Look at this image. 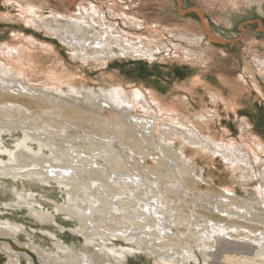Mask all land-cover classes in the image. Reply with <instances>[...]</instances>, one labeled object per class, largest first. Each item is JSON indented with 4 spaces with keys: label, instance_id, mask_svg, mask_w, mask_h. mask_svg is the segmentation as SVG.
Here are the masks:
<instances>
[{
    "label": "bare ground",
    "instance_id": "obj_1",
    "mask_svg": "<svg viewBox=\"0 0 264 264\" xmlns=\"http://www.w3.org/2000/svg\"><path fill=\"white\" fill-rule=\"evenodd\" d=\"M53 1L57 9L50 8L52 0H16L22 5L27 20L38 28H45L48 34L55 35L69 46L74 58L102 64L113 57L128 60L145 57L150 62L160 59L169 66L158 67L173 69L179 74L184 73L178 63L192 67L193 77L186 81L176 80L173 84L175 93L169 95L172 97L151 86H148L151 98L141 88L125 92L127 88L118 85H124L126 81L103 87L100 93L91 89L78 91L79 87L71 86L78 81L66 73L67 66L47 71L46 77L50 80L32 83L28 80V65L21 59L23 50L12 49L7 52L10 61H2L7 66L0 62V153H8L7 160L0 159V173L56 182L68 193L74 189L76 194L89 195V200L82 198L80 203L65 205L70 216L89 224L85 229L92 234L97 231L108 238L118 237V232L129 235L132 227L139 229L136 237H143L139 242L154 248L158 256L155 264H186L189 257L197 259L196 248L204 255L207 264L208 256L217 258L222 251L225 253L221 256V264H264V168L257 175L255 167L253 170L248 166L253 161L264 162V112L255 102L260 99L264 104V36L250 32L244 38L247 43L249 39L253 40L249 42L255 45L251 51L233 52L227 41L236 40H226L213 32L202 9L196 8L199 16L197 13L190 14V17L180 16L183 11L179 12L175 0H131L133 4L138 3L137 7L126 3V9H121L117 2L110 4L113 0ZM218 1L224 12L215 19L225 28L235 26L239 18L236 12L256 9L264 15V0ZM150 2L159 6L162 17L149 15L144 7H149ZM47 9L49 14L44 12ZM110 16L120 19L112 23ZM134 36L139 40L136 41ZM174 40L178 42L174 46L176 52L164 55L163 50L175 43ZM213 41L223 46H216ZM48 45L59 51V60H64L56 42ZM158 52L161 55L157 56ZM32 56L35 60L30 58L29 65L33 62L38 65L43 59H36L38 54ZM231 67L232 72H236L234 76L228 73ZM204 69L215 75L220 69L222 71L214 81L207 74L200 72L198 75L197 71ZM64 87L70 92L61 93ZM187 92L198 104L211 99V105L204 103L195 108L196 111L200 109V115L207 120V128L220 123V113L224 111L227 117L237 120L236 125L243 133L242 142L214 137L208 131L206 133V129L195 132L183 117V114L193 112L186 105V102L192 105L189 100L181 97ZM247 92L254 93L255 97H247ZM105 108L110 112L108 115ZM156 127L163 128L165 134L164 138L158 136V141H155ZM12 129H20L21 136L15 149L11 150L1 134ZM252 133L257 137L251 136ZM72 134L79 136L80 146L69 142ZM175 142L180 145V154L168 151L167 145L170 147ZM187 142L201 146L197 153H204L203 149L212 155L221 153L228 169L246 170L242 175H249L248 181L252 180L254 184L249 188L251 195L239 196L230 191L232 187L227 188L229 190H218L210 184L202 187L200 183L204 175L192 163ZM142 144L151 145L152 149L141 150ZM192 154L195 155L193 151ZM150 156L157 164L148 165ZM95 157L99 160L96 164L102 165L100 168L94 167ZM70 171H74L72 175ZM143 174L148 176L145 183ZM138 186H142L141 189ZM172 191L178 197L173 196ZM18 196L16 201L28 203L25 196ZM182 203L190 208L186 216H182ZM205 209H210V213ZM94 213H101L106 222L124 224L116 227L110 223L109 229L98 231L101 227ZM183 224L185 228L180 227ZM173 225L178 229L176 234H173ZM186 231L190 233V240ZM212 246L214 249L210 250ZM34 247L50 264L96 263L90 252L78 259H68L43 251L40 245ZM58 247V251L63 252L65 246ZM100 254V261L112 264L106 252Z\"/></svg>",
    "mask_w": 264,
    "mask_h": 264
},
{
    "label": "rangeland",
    "instance_id": "obj_2",
    "mask_svg": "<svg viewBox=\"0 0 264 264\" xmlns=\"http://www.w3.org/2000/svg\"><path fill=\"white\" fill-rule=\"evenodd\" d=\"M76 1L70 7H73ZM93 1L101 2V0ZM115 2L118 3L121 9H126V3L130 4L134 8H136L138 4L131 3V0H113V2H111L110 4ZM55 3L56 2L52 0L50 8H56L54 7ZM175 4L179 12L180 10L183 11L180 12V16L190 17V14L196 15V13L199 16L200 14L196 10V8L202 9L205 13V17L210 23L213 32L223 36V38L226 37L224 38L226 40H236L234 42L227 41V45L233 52H237L236 50L243 49H249L247 50V52L251 51L250 48L255 45L254 43L249 42H253V40L249 39L248 43L245 42V38L250 32H256L259 35L264 36V28H262L264 26V15L258 12L256 9H252L253 11H250L251 9H246L245 12H236L235 15H238L239 18H237L235 26H233L232 28H225L216 22L218 15H220L223 11L219 6L218 0H187V3H185L184 0H175ZM144 8L149 12V15L151 17H162L163 15L159 10V6L155 2H150L149 7ZM44 12L49 14V9L45 10ZM25 15L26 14H24V12L22 11V5L16 2V0H0V62L4 61L8 63L10 61V53L7 52L11 51L12 49L23 50V57H21V59H23L24 64L28 65L27 70L30 74L28 80H30L32 83L50 80L46 77V75H48L46 73L47 71L61 70L64 68V66H67L69 70L66 73L72 76V79H76L78 81L76 85L71 86L79 87L78 91H82L83 89L84 91H88V89H91L92 91L100 93L103 87H112V85H114L113 83L120 84V82L126 81L125 83H123L124 85H118L126 87L127 91L124 90L125 92L131 93L137 91L138 88H141L145 90L144 92L151 98L148 86H151L152 88L158 87L164 95L169 96L170 94L175 93L173 84L176 82V80L186 81L193 77L191 76V74L194 73L192 67L185 65L184 63H178L179 69H181L184 73L179 74L176 73L177 71H173V69L158 67V65L162 67L169 66L168 63L166 64L160 59H156L155 61L150 62L149 59L145 57L141 59L132 58L130 60L113 57L108 61V63L102 64L100 61L98 63V61L95 60L83 61L80 60L81 58H74V55H72V52L69 49V46L63 43L55 35L48 34L45 28H38L34 24L30 23L26 19L28 17H26ZM110 18L112 19V23L117 22L116 20L120 19L118 17L116 18L111 16ZM168 22L169 21H167V23ZM121 25H123V22H121ZM220 29H223V31ZM134 37L136 41L139 40L137 36ZM44 40L48 41L44 42ZM50 42H56L61 47V55L64 56V60L58 59L60 57L57 54L59 53V51L56 52L55 49H50V46L48 45V43ZM174 42L175 43L169 44L166 50H163L162 53L164 55H172L176 52L177 49L175 50L174 46L178 42L176 40H174ZM213 44H215L216 46L219 44V47L223 46L215 41H213ZM44 49H46V51H44ZM33 54L39 55V57L36 59L43 58L38 65L35 62L29 65L30 58L35 60V57L32 56ZM159 55H161V53L158 52L157 56ZM171 57L174 58V56ZM17 64L20 65V63ZM3 65L7 66L4 63ZM38 67H40V69ZM209 68L214 69V67ZM70 69H72V72L70 71ZM221 69L216 75L211 74L207 69L197 72L198 75H200L199 73L201 72L203 73V75L207 74L208 77L212 76L214 78V81H217L216 78H218L217 75L219 74V72L222 71ZM225 69L227 70L226 67ZM232 70L233 67H231L230 70L228 69V73L230 76H234L236 73L232 72ZM228 73L225 72V74ZM63 85H65V83ZM46 86H48V84H46ZM66 87H64V92H60L64 94L69 93L70 91H68ZM176 89L180 93L182 92L180 88L176 87ZM1 92L5 93L4 91ZM187 95H181V97L184 100H189L192 105L188 104L187 102L186 105L190 108V110L193 109V112L183 114V117H186L188 124L194 127L195 132H200L201 129H206L204 131L206 133L208 131L210 134H213L214 137H221L224 139L229 138V141L242 142L243 133L241 132L239 126L236 125V119H234L233 117H227L226 114L223 113V111L222 113H220V117L222 118L219 117V120H221V122L218 124H211V129H209L205 126V122H207V120L200 115V109L196 111L195 108H199L204 103L211 105V99L209 98L205 102L198 104L193 101L191 94L187 92ZM254 95V93L247 92L246 96L252 98L255 97ZM172 96L173 95L169 97ZM62 97L67 98L64 95ZM255 102L257 106L260 105L262 107V111L264 112L263 102H261L260 99ZM241 109L243 110V108ZM105 112L107 115L110 113L107 108H105ZM148 112L150 111L148 110ZM205 112L207 113V111ZM196 121L200 123L199 125H201L202 128L197 126ZM156 128L157 129L154 130L155 141H158V136L164 138L165 134L163 128ZM256 133H252L251 136L257 137ZM20 134V129H12L11 131H7V133L1 134L2 136H4V140L6 141L8 149H15V144L16 141L19 140V137L21 136ZM69 139V142L73 145L80 146L79 136H74L72 134ZM35 142L37 141H34V143ZM218 142L221 143L222 140H218ZM159 143L165 145L162 140H159ZM167 146L168 151L180 154V150H178L180 148V145L176 142L171 144L170 147L169 144ZM186 146L187 153L191 155V159L193 161L192 163L195 164L196 167H199V169H201L200 171H202L204 175V178L200 183L202 187H206L208 184L214 186V188L218 190L224 188L226 190H229L227 188L232 187L233 189H230V191H232L233 193L237 192L235 194H238L239 196L249 197L251 195V192H249V188L254 187V184H252V180L248 181L249 175H242L247 172L246 170L226 168L227 161L223 158V155L221 153L218 155H212L211 152H208L205 149H203L204 153H197V148H200L201 146L189 142L186 143ZM140 149H152V146H145L142 144L140 146ZM192 151L195 154L194 156L192 154ZM141 156V158H144L143 155ZM1 158H5L7 160L8 153H0V159ZM95 158H93L94 167L100 168V166L102 165L96 164V162H98L99 160ZM185 160L187 162H190V160L188 159ZM147 161L148 165L157 164L152 156L148 157ZM101 162L102 164H104V161L102 159ZM253 162L254 163L252 164L249 163L248 166H250L253 170L256 169L255 173H257V175L262 173L264 162ZM107 168L110 169L109 167ZM253 170L252 172H254ZM73 172L70 171L69 173L71 174ZM8 176H4L0 173V264H50L48 261H45L42 258V255H40L37 251L38 249L36 250V248L34 247L35 245H40L42 249L44 248L43 251L52 252L59 255L61 258L68 259L72 257L78 259L80 255L85 254V252H90V255L96 258L95 264H111L108 261H100L101 251L106 252V255L110 256L112 264H155L158 256L156 255L154 248L150 247V245H147L144 242H139L143 239V237L141 236L136 237V233H138L137 230L139 231V229H134V227H132L130 229L131 234L129 235L123 236L118 232L119 234H116L118 237L113 236L108 238L102 234L97 233V231L94 232L95 234H92L89 229H85L89 224H86L85 221H80L81 219L76 216H70L69 212L66 210L65 205L69 203L75 204V202L80 203L79 200L82 198H86L87 200H89V195L87 196L83 194H76L74 192V189L71 191V193H68L66 189L60 188L58 183L56 182L50 183L26 176ZM143 176V182L145 183V180L148 178V176H146L145 174H143ZM75 177H77V175H75ZM210 178L214 181L209 180ZM141 187L142 186H138L139 189H141ZM79 188H81V186H79ZM24 190L27 191L25 192ZM92 192L93 189L89 193L91 194ZM18 194L21 196H25V198L28 199V203L26 201H16L19 198ZM27 194H33L34 196H26ZM172 194L173 196L178 197L175 191H172ZM209 202L210 200H208V203ZM103 203L105 204L107 202ZM206 203L207 200L204 201V204ZM34 208L36 210H33ZM182 209L184 210L182 216H186V214L189 213L190 208H188L186 204L182 203ZM205 212L210 213V209H205ZM214 213L215 215L218 214L225 216L224 214H220L218 212ZM178 215L180 214L178 213ZM94 216L96 217V220L101 227L98 231L109 229L108 226L110 223L112 225H115L116 227L119 226V224H124L120 221L106 222L105 217L101 213H94ZM184 225L185 224L180 225V227L185 228ZM172 228L174 231L173 234H176L178 231L177 227L173 225ZM123 230H125V228ZM185 233H188V231H186ZM188 235L190 240V233H188ZM59 245L65 246L63 252L58 251ZM213 249L214 246H212L210 250ZM223 253H225V251L219 253V256H217V258L208 256L207 260H209V264H221V256L223 255ZM122 254L125 255V258L122 257ZM195 254L197 255V259L195 257H189L191 259L188 258L186 264H207L205 263L204 255H202L198 248L195 249Z\"/></svg>",
    "mask_w": 264,
    "mask_h": 264
},
{
    "label": "crops",
    "instance_id": "obj_3",
    "mask_svg": "<svg viewBox=\"0 0 264 264\" xmlns=\"http://www.w3.org/2000/svg\"><path fill=\"white\" fill-rule=\"evenodd\" d=\"M250 61L252 62V63H254L253 61H252V59L250 58ZM261 79V78H260Z\"/></svg>",
    "mask_w": 264,
    "mask_h": 264
}]
</instances>
